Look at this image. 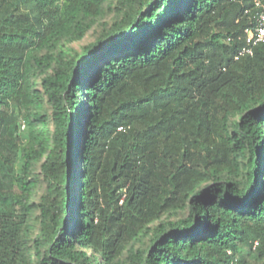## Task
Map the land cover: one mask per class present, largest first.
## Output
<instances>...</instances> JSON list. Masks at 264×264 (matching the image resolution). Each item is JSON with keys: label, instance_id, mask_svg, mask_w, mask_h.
Here are the masks:
<instances>
[{"label": "trees", "instance_id": "obj_1", "mask_svg": "<svg viewBox=\"0 0 264 264\" xmlns=\"http://www.w3.org/2000/svg\"><path fill=\"white\" fill-rule=\"evenodd\" d=\"M255 13L0 0V264H264Z\"/></svg>", "mask_w": 264, "mask_h": 264}, {"label": "built area", "instance_id": "obj_2", "mask_svg": "<svg viewBox=\"0 0 264 264\" xmlns=\"http://www.w3.org/2000/svg\"><path fill=\"white\" fill-rule=\"evenodd\" d=\"M256 13L254 15V23L244 31L246 45L236 59L240 56H252L257 47L264 48V0H254ZM258 242L255 243V247ZM231 254V252H229ZM237 261V260H236Z\"/></svg>", "mask_w": 264, "mask_h": 264}, {"label": "rangeland", "instance_id": "obj_3", "mask_svg": "<svg viewBox=\"0 0 264 264\" xmlns=\"http://www.w3.org/2000/svg\"><path fill=\"white\" fill-rule=\"evenodd\" d=\"M94 29L89 32V34L85 37V39L83 41L77 42V43H73V44L70 45V47H72V48H74L76 50H81L84 46H87V45L93 43L97 39L98 35L101 32V29L99 27H95ZM26 132H27V126H26L25 129H22V133L23 134L24 133L26 134ZM34 202L37 203V200H35ZM34 215L37 216L38 212H36ZM34 224L36 226L34 228L35 229L34 236H35L36 233H37V222L34 221Z\"/></svg>", "mask_w": 264, "mask_h": 264}, {"label": "clouds", "instance_id": "obj_4", "mask_svg": "<svg viewBox=\"0 0 264 264\" xmlns=\"http://www.w3.org/2000/svg\"><path fill=\"white\" fill-rule=\"evenodd\" d=\"M25 128H26V125H25V123H23L22 129H25Z\"/></svg>", "mask_w": 264, "mask_h": 264}, {"label": "water", "instance_id": "obj_5", "mask_svg": "<svg viewBox=\"0 0 264 264\" xmlns=\"http://www.w3.org/2000/svg\"><path fill=\"white\" fill-rule=\"evenodd\" d=\"M70 177V172H68V178Z\"/></svg>", "mask_w": 264, "mask_h": 264}]
</instances>
